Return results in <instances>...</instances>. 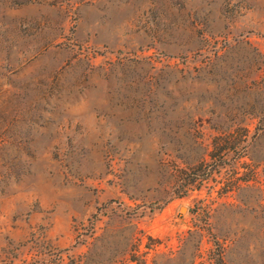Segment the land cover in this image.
Returning a JSON list of instances; mask_svg holds the SVG:
<instances>
[{"label":"rangeland","instance_id":"1","mask_svg":"<svg viewBox=\"0 0 264 264\" xmlns=\"http://www.w3.org/2000/svg\"><path fill=\"white\" fill-rule=\"evenodd\" d=\"M0 264H264V0H0Z\"/></svg>","mask_w":264,"mask_h":264},{"label":"trees","instance_id":"2","mask_svg":"<svg viewBox=\"0 0 264 264\" xmlns=\"http://www.w3.org/2000/svg\"><path fill=\"white\" fill-rule=\"evenodd\" d=\"M194 211H196V210H194Z\"/></svg>","mask_w":264,"mask_h":264}]
</instances>
